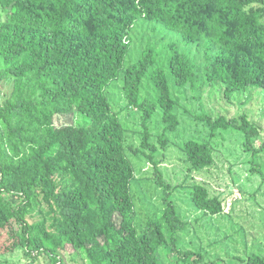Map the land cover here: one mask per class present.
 Wrapping results in <instances>:
<instances>
[{
    "label": "trees",
    "instance_id": "16d2710c",
    "mask_svg": "<svg viewBox=\"0 0 264 264\" xmlns=\"http://www.w3.org/2000/svg\"><path fill=\"white\" fill-rule=\"evenodd\" d=\"M0 11V82L14 81L0 104V233L16 227L11 238L33 259L26 264L40 255L63 264L69 251L83 253L88 264H161L166 246L183 263L220 264L179 250L178 233L187 226L168 198L160 217L135 221V171L107 88L123 73L125 97L142 114V147L150 152L134 153L154 162L150 122L161 110L165 131L175 133L171 81L183 89L196 76L190 54L177 45L170 74L157 67L154 47L126 66L136 22L160 24L203 47L207 81L222 85L231 101L251 88L264 91V0H0ZM146 78L155 99L142 98ZM71 113L85 123L55 126L57 116ZM201 119L241 131L250 148L260 136L246 116ZM160 141L165 147V134ZM186 154L195 170L214 165L207 143L189 141ZM192 201L211 215L224 210L202 185L193 188ZM233 264H264V254Z\"/></svg>",
    "mask_w": 264,
    "mask_h": 264
},
{
    "label": "rangeland",
    "instance_id": "374dc122",
    "mask_svg": "<svg viewBox=\"0 0 264 264\" xmlns=\"http://www.w3.org/2000/svg\"><path fill=\"white\" fill-rule=\"evenodd\" d=\"M2 15L5 18V14ZM174 45L190 54L196 77L183 89L171 81L172 94L178 103L179 127L175 133L165 131L161 110L150 122L151 142L158 147L154 162H149L146 155L134 153L135 150L150 152L142 147V114L130 106L125 97L123 73L107 88L112 108L124 127L125 148L135 171L131 185L135 221L144 224L149 218L160 217L168 198L187 226L178 233L179 250L202 253L206 261L219 260L220 264H233L237 258H247L253 253L264 254V91L251 88L227 101L222 85L210 84L206 79L205 49L198 44H187L181 34L146 19H140L134 26L125 65L138 60L147 47H154L160 53L157 67L170 74ZM1 67L0 63V70ZM13 88L11 79L0 82V104L11 96ZM156 97L153 82L146 78L142 98ZM203 116L228 120L246 116L260 136L252 142V148L247 147L241 131L214 129L201 119ZM54 123L61 128L83 125L85 120L71 113L57 116ZM164 134L165 147L160 141ZM189 141L209 144L214 156L212 167L192 168L186 154ZM196 185L204 186L212 198L223 203L221 214L211 215L195 206L192 197ZM16 230L9 227L0 233V264H26L33 260L17 240L11 238ZM69 253L62 255L63 264H88L83 253ZM35 257L34 264H58L47 255ZM159 258L161 264H186L170 246L159 250Z\"/></svg>",
    "mask_w": 264,
    "mask_h": 264
}]
</instances>
